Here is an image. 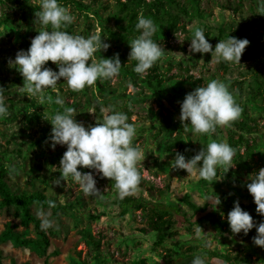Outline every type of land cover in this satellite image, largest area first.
<instances>
[{
	"label": "rangeland",
	"instance_id": "obj_1",
	"mask_svg": "<svg viewBox=\"0 0 264 264\" xmlns=\"http://www.w3.org/2000/svg\"><path fill=\"white\" fill-rule=\"evenodd\" d=\"M73 1L74 4L60 0L74 16L73 22L63 30L87 37L99 29L110 47L97 50L95 58H109L119 53L121 64H125L123 60L132 63L133 60H129L130 45L120 42L112 33L132 35L133 32L127 20L114 17L116 0ZM39 2L0 0V84L4 86L3 102L8 109L7 115L0 116V165L7 169V183L12 191H41L47 200L74 204V208L66 213L43 208L50 211L53 220V225L48 228L52 232L48 253H57L50 257L49 263L93 261L92 250L80 235L81 229H87L100 240V254L106 258L103 264H141L142 260L145 261L143 264H191L196 255L203 256L208 264H223L212 256V252L249 256L252 264H263L264 248L252 241L255 228L247 235L243 232L221 235L213 223L215 217L227 220L229 204L236 200L245 206H256L246 183L250 173L264 167V160L260 158V155L264 156V124H261L264 121V87L262 95L256 93L257 78H264V14L257 13L259 0H178L180 5L188 8L189 14L173 5V14L179 16L173 30L167 29L166 24L153 21L155 32L152 38L163 51L146 75L136 73L132 80L120 69L114 79H98L93 86L79 91L68 88L61 78L55 90L48 88L39 98H30L21 90L23 77L9 61L14 60L18 50H27L31 39L45 27L34 23ZM47 27L50 29V25ZM191 27L202 28L213 49L221 39V29L237 30L249 40L253 53L245 57L244 50L240 63L215 61L211 59V53L190 54ZM175 34L184 41L181 42ZM45 66L58 71L52 61ZM155 70L164 78L166 98L161 97L150 82V75ZM211 79L227 84L242 112L229 125L217 126L211 137L193 134L190 128L185 132L179 120L180 102L186 93ZM57 94L65 100V105H58V108L50 101L55 102ZM101 103L126 112L129 122L136 125L132 143L139 144L142 149L141 160L137 163L141 179L136 191L128 195L177 204L181 209V213H174L175 225L166 229V240L159 246L156 245L157 234L149 228L148 217L142 210L132 209L125 215L120 214L121 209L115 202L120 196L110 178L78 166L82 172H94L101 191L95 196H86L71 181L69 185L63 180L59 185L52 183L60 176L59 161L66 145H57L54 150L50 147L48 138L52 125L46 118L50 119L65 106H72L76 110V120L87 127L102 118ZM239 136L247 142L239 145L242 158L234 154L229 169L217 166L219 174L211 181L195 173L189 175L184 169L172 168L176 151L190 158L194 151L206 146L210 138L230 144L232 137L238 139ZM248 146H255L253 160L247 155ZM209 195H225L227 199L221 201L216 210L210 207L193 217L183 198L188 197L203 206ZM38 208L32 206L35 215ZM16 211L14 205L2 204L0 197V232L7 222L12 221L18 225V232L37 237L33 225H22L21 218L15 216ZM252 211H256V207ZM93 214H99V219H92ZM197 227L202 228L199 237L195 235ZM206 244L210 246L206 247ZM0 249V264H11L12 259L18 264H44L45 258L16 247L11 241L0 243Z\"/></svg>",
	"mask_w": 264,
	"mask_h": 264
},
{
	"label": "clouds",
	"instance_id": "obj_2",
	"mask_svg": "<svg viewBox=\"0 0 264 264\" xmlns=\"http://www.w3.org/2000/svg\"><path fill=\"white\" fill-rule=\"evenodd\" d=\"M257 13L264 14V0H259ZM34 16V23L38 22L45 27L31 39L27 50H18L14 60L9 61L10 66H14L23 77L21 90L28 97L39 98L46 89L55 90L61 78L68 88L79 91L86 86H93L98 79H114L119 74V53L99 60L94 56L97 50L110 47L104 42L99 29L87 37L63 30L73 22L74 16L60 0H40ZM49 25L50 29L47 27ZM135 28L139 35L128 41L129 60L136 61L133 66L135 73L146 75L147 70L160 58L163 49L152 38L155 24L151 18L143 14L138 15ZM190 31L189 53H211V59L215 61L240 63L242 53L249 44L247 38L229 35L226 39H220L213 49L202 28L191 27ZM177 38L181 42L184 41L178 36ZM48 61L55 63L58 71L46 67ZM3 90L0 88V116L7 115L8 112L3 102ZM55 103L63 106L65 100L57 94ZM75 111L72 106H65L50 119L46 118L52 125L48 138L50 147L54 150L57 145H66V151L59 161L60 176L52 183L59 185L63 180L69 185L71 181L77 184L86 196L99 194L101 191L97 187L94 172H82L78 168L80 166L92 169L101 177L114 181V187L121 198L135 192L141 179L137 163L142 156L140 145L132 143L136 125L129 122L126 112L114 110L111 105L105 107L101 103L102 118L87 127L83 122L76 120ZM241 112L242 108L235 102L227 84L218 79H211L205 85L197 86L185 94L180 102L179 120L185 132L190 128L193 134H208L211 137L217 126L229 125ZM261 124H264V121H261ZM234 154L235 149L229 143L210 138L207 145H203L190 158L176 151L172 168L184 169L189 175L195 173L200 178L211 181L217 174V166L228 169L232 167ZM247 180L249 182L246 187L253 196L256 212L264 215V167L250 173ZM207 202L216 210L221 204V199L218 195H209ZM47 204L49 209L55 207L53 200H48ZM36 215L41 221L42 230H47L53 225L50 211L41 207L36 210ZM226 218L233 234L243 232L247 235L255 228L256 235L252 237V241L256 246L264 248V221L254 222L253 216L241 207L239 200L234 201V207L227 213ZM201 229L195 228L197 237ZM191 264H208V261L203 256L196 255Z\"/></svg>",
	"mask_w": 264,
	"mask_h": 264
},
{
	"label": "trees",
	"instance_id": "obj_3",
	"mask_svg": "<svg viewBox=\"0 0 264 264\" xmlns=\"http://www.w3.org/2000/svg\"><path fill=\"white\" fill-rule=\"evenodd\" d=\"M68 3H75L73 0H64ZM173 5H177V7L184 13L189 14L188 8L184 5H180L178 0H116V3L113 5L114 7V17L119 18L121 20H127L132 27V35L130 33H116L112 32L113 35L120 40L122 43H128V41L132 40L136 36L138 30L135 28V24L137 22V17L140 14H143L145 17L151 18L155 23H160L161 25L166 24L167 29L173 30L177 27V21L179 16H176L172 12ZM125 30V29H124ZM246 30V25L244 26V31ZM229 35L235 36L237 38H243V34L237 30H230L227 28H223L220 30L219 37L221 39H226ZM246 38V36H244ZM252 55V51L250 50V45L248 44L245 48L244 55ZM122 57L123 54L121 55ZM124 59V58H121ZM127 60H123L124 63L121 64V73L130 77V79L134 80L135 72L133 71V66L136 61L133 60L132 63H126ZM258 76V74H257ZM261 77V76H260ZM150 82L152 87L157 91V93L166 98V93L163 88V76L159 74L157 70L153 74L150 75ZM256 93L258 95H262L264 87V78H257L256 81ZM2 84H0V88H3ZM242 87V86H240ZM242 89V88H241ZM52 103L58 108V104L50 99ZM247 144L244 142L243 136H239L238 139L232 137L230 145L235 149V156L242 158V155L239 152V145ZM254 149L255 146H248L247 155L249 159L253 160L254 158ZM200 149L194 151L191 156L195 155ZM190 156V157H191ZM260 158L264 160V156L260 155ZM219 174L217 171L216 176ZM110 183L114 184V181L109 180ZM0 197L2 198V204L4 205H14L17 208L15 216L21 218V223L24 226L33 225L35 228L37 237H28L27 235L18 232L16 229L18 227L17 224L9 221L5 224L4 229L0 232V243L11 241L14 246L19 248L28 249L31 252H34L39 257L45 258L44 264H50L49 259L53 255H57L56 252L51 254L48 253L49 247L51 245V234L52 232L47 230H42L40 228V219L32 211V206H38L45 209H49L47 204L46 195L41 191H35L31 193L27 192H14L11 190L9 184L7 183V169L0 165ZM221 201L226 200V196H220ZM184 203L191 209L193 217L206 212L211 206L209 202L205 205L200 206L192 201L188 197L183 198ZM116 204L120 207V214L125 215L130 210H142L148 217L149 228L156 232L157 241L156 245L159 246L166 240V229L175 225V220L173 219V215L181 213V209L177 204H165L163 202H154L144 199L143 197H135L132 195H126L123 198L118 197L115 200ZM241 207L248 211L254 219V222L259 223L264 221V215L258 214L256 211H252V208L256 207L253 205L245 206L240 204ZM230 210L234 207V204H229ZM74 208L73 203L69 204H60L55 202V207L50 208L54 213H66L68 210H72ZM99 214L91 215L92 219H99ZM213 223L216 224L217 231L224 235V233L233 234L230 230L229 224L227 220H223L220 217H215ZM80 235L83 241L91 248L92 254L91 257L93 261L84 260L81 264H103L106 258L100 254V240L96 238L89 230L81 229ZM2 250L0 249V255ZM212 256L216 259H219L223 262V264H237V263H246L252 264L249 256H244L240 254H221L218 252H212ZM264 261V258H262ZM141 264L145 263V261H141ZM2 264V263H1ZM11 264H18L14 259L11 260ZM20 264H32L29 262H24ZM264 264V263H263Z\"/></svg>",
	"mask_w": 264,
	"mask_h": 264
}]
</instances>
